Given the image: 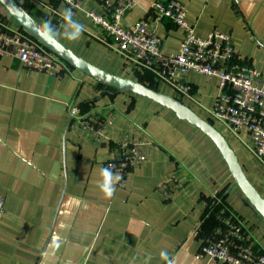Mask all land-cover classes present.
<instances>
[{
    "label": "crops",
    "instance_id": "0c3cea01",
    "mask_svg": "<svg viewBox=\"0 0 264 264\" xmlns=\"http://www.w3.org/2000/svg\"><path fill=\"white\" fill-rule=\"evenodd\" d=\"M18 1L41 25L50 22L55 37L83 59L149 83L211 122L264 196V164L253 153L249 132H234L210 113L216 77L189 72L192 91L185 93L120 53L115 40L84 14L101 11L104 0H83L82 10L71 16L83 25L75 40L63 35L72 30L63 2ZM134 1L124 23L147 20L162 39L163 52L177 51L182 29L168 18H156L152 5L158 0ZM178 1L187 6L197 35L206 37L215 27L230 33L238 61L264 76V0ZM0 23L22 28L1 4ZM72 109L82 117L108 116L98 141L80 127ZM127 137L134 139L141 162L131 168L126 185L117 182L106 197L98 188L100 170ZM0 192L6 197L0 264H207L198 252L202 237L217 225L209 207L216 198L264 253V220L206 135L168 109L119 93L75 67L55 78L25 68L11 55L0 57Z\"/></svg>",
    "mask_w": 264,
    "mask_h": 264
},
{
    "label": "built area",
    "instance_id": "2783aa9c",
    "mask_svg": "<svg viewBox=\"0 0 264 264\" xmlns=\"http://www.w3.org/2000/svg\"><path fill=\"white\" fill-rule=\"evenodd\" d=\"M72 16L82 10L83 0H60ZM134 0H104L101 11L87 10L85 16L115 40L120 53L143 67L157 73L174 89L191 93L186 81L189 72L216 77L217 96L210 111L212 117L228 125L234 132L243 129L250 134L255 157L264 164V76L261 71L240 63L233 39L217 27L206 37L196 34L195 26L187 20V6L178 0L155 1L152 5L156 18H168L182 29L179 49L164 53L162 39L141 19L132 25L124 17L135 6ZM11 55L32 71L60 78L70 73L73 66L44 48L23 28L7 29L0 23V57ZM71 115L79 119L80 127L92 133L96 141L108 116ZM141 162V153L134 139L127 137L116 149V156L106 163L112 172L119 173L120 187L127 183L131 168ZM212 199L210 212H216L217 225L202 237L198 254L207 264H264V253L256 249L247 237L243 224ZM6 211V197L0 192V221ZM218 212V213H217Z\"/></svg>",
    "mask_w": 264,
    "mask_h": 264
},
{
    "label": "water",
    "instance_id": "95a60500",
    "mask_svg": "<svg viewBox=\"0 0 264 264\" xmlns=\"http://www.w3.org/2000/svg\"><path fill=\"white\" fill-rule=\"evenodd\" d=\"M0 4L33 39L71 66L99 83L116 89L119 93L129 92L144 97L168 109L181 121L189 123L199 129L217 147L228 165L233 182L239 187L241 192L249 200V203L258 211L264 220V196H262L256 187L249 181L236 153L231 148L227 139L211 122L202 118L190 106L182 103L175 97L165 94L140 81L110 73L83 59L63 45L56 37L53 38L46 35L43 25H41L17 0H0Z\"/></svg>",
    "mask_w": 264,
    "mask_h": 264
},
{
    "label": "clouds",
    "instance_id": "9594fccd",
    "mask_svg": "<svg viewBox=\"0 0 264 264\" xmlns=\"http://www.w3.org/2000/svg\"><path fill=\"white\" fill-rule=\"evenodd\" d=\"M63 16L64 19L68 21L67 28L72 29L71 31L66 30L63 34L64 37L68 40L77 39L83 31V25L71 19L72 13L70 9H65ZM43 29L46 35L53 38L55 37L56 33L50 26V22H45L43 24ZM100 175L101 180L98 181V188L106 197H110L115 190V185L121 180V176L119 173H113L108 167L102 168L100 170ZM160 255L164 260L168 261L166 253L161 252ZM168 264H171V261H168Z\"/></svg>",
    "mask_w": 264,
    "mask_h": 264
},
{
    "label": "trees",
    "instance_id": "16d2710c",
    "mask_svg": "<svg viewBox=\"0 0 264 264\" xmlns=\"http://www.w3.org/2000/svg\"><path fill=\"white\" fill-rule=\"evenodd\" d=\"M18 1V0H17ZM19 2V1H18ZM20 3V2H19ZM145 84H147V85H149L150 87H152V88H154L151 84H149V83H146L145 82ZM219 209V207L216 209V210H218ZM213 214V213H212Z\"/></svg>",
    "mask_w": 264,
    "mask_h": 264
},
{
    "label": "rangeland",
    "instance_id": "374dc122",
    "mask_svg": "<svg viewBox=\"0 0 264 264\" xmlns=\"http://www.w3.org/2000/svg\"><path fill=\"white\" fill-rule=\"evenodd\" d=\"M257 216H260V214H259V213H257Z\"/></svg>",
    "mask_w": 264,
    "mask_h": 264
}]
</instances>
